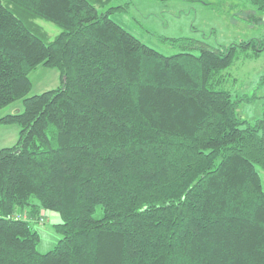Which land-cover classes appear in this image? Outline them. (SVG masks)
<instances>
[{
	"label": "trees",
	"instance_id": "1",
	"mask_svg": "<svg viewBox=\"0 0 264 264\" xmlns=\"http://www.w3.org/2000/svg\"><path fill=\"white\" fill-rule=\"evenodd\" d=\"M113 1L0 0V109L22 101L0 118L19 129L0 149V264H264V101L241 118L258 97L227 72L263 40L161 36L165 55ZM39 66L62 83L28 96ZM42 211L62 218L47 253Z\"/></svg>",
	"mask_w": 264,
	"mask_h": 264
},
{
	"label": "rangeland",
	"instance_id": "2",
	"mask_svg": "<svg viewBox=\"0 0 264 264\" xmlns=\"http://www.w3.org/2000/svg\"><path fill=\"white\" fill-rule=\"evenodd\" d=\"M118 3L126 6L125 11L115 12L111 18L165 55L173 51L160 43L161 36H188L224 48L251 38L263 40L264 44V12L258 11L250 0H114L111 4ZM34 22L46 33L47 41H52L61 31L44 19L37 18ZM253 57L236 60L227 70L237 80L233 91L258 97L250 103L242 102L239 105L240 117L249 122L260 118L264 101V85L259 84V77L264 74V49ZM29 79L32 89L28 96H33L59 87L63 78L59 70L39 66L29 74ZM21 107L22 101L19 100L0 109V118ZM18 131L16 125L0 124V149L15 144ZM259 174L264 188V171L260 169ZM61 221L57 212L42 211L37 223L31 224L39 235V253H47L56 246L60 234L55 225Z\"/></svg>",
	"mask_w": 264,
	"mask_h": 264
}]
</instances>
